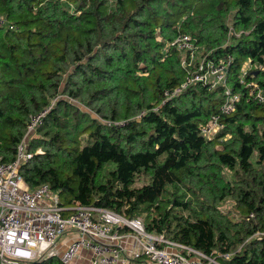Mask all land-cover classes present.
Wrapping results in <instances>:
<instances>
[{"label": "trees", "instance_id": "1", "mask_svg": "<svg viewBox=\"0 0 264 264\" xmlns=\"http://www.w3.org/2000/svg\"><path fill=\"white\" fill-rule=\"evenodd\" d=\"M0 15L13 26L0 28L1 162L46 111L20 173L56 192L64 214L141 217L218 264H264V102L240 82L249 60L245 81L264 90V0H0ZM180 33L206 62L233 57L226 84L166 96L199 64H183ZM226 87L241 99L205 138Z\"/></svg>", "mask_w": 264, "mask_h": 264}, {"label": "built area", "instance_id": "2", "mask_svg": "<svg viewBox=\"0 0 264 264\" xmlns=\"http://www.w3.org/2000/svg\"><path fill=\"white\" fill-rule=\"evenodd\" d=\"M13 28L0 15V28ZM239 37L242 32H230ZM179 50L189 57L183 64H199L179 87L166 96H179L195 83H203L215 88L226 84L227 70L233 62L226 56L217 63L206 62L199 57L198 46L192 36L180 33L174 41ZM251 61L244 62L240 82L248 90L249 97L264 102V90L257 82L247 83L246 75L252 69ZM226 100L220 113L214 114L200 125V133L212 138L222 128L221 114H231L241 99L240 93H232L226 87ZM46 111L32 115L27 134L18 144L16 158L12 162L0 161V264H33L46 259L60 264H72L84 252L90 253L88 264H128L131 259L145 256L156 264H218L214 259L190 247L167 240L163 235L147 232L141 217L127 218L114 211L97 207H75L68 214L63 213L58 194L47 184L31 188L20 173L21 167L31 158L27 149V136L36 131ZM72 235V241L59 252L61 240ZM264 236V230L261 232ZM137 239L141 252L124 255L126 239ZM175 248V251L171 249ZM229 258V255H225Z\"/></svg>", "mask_w": 264, "mask_h": 264}, {"label": "crops", "instance_id": "3", "mask_svg": "<svg viewBox=\"0 0 264 264\" xmlns=\"http://www.w3.org/2000/svg\"><path fill=\"white\" fill-rule=\"evenodd\" d=\"M31 137H32V134L27 136V138H31ZM26 141H27V139H26ZM72 237H73L72 235H68V236H65L61 240V242L58 246L59 252H62L66 248V246L72 241ZM123 247H124V255L126 257L131 258V255L135 251L138 253L141 252V244L139 243V241L137 239H133V238L128 239L127 238ZM171 250L175 251L176 249L172 248ZM89 255H90V253L84 252L82 254V257L74 260L72 262V264H88L89 263ZM128 264H156V263L150 262L145 256H141V257L136 258V259H131Z\"/></svg>", "mask_w": 264, "mask_h": 264}, {"label": "rangeland", "instance_id": "4", "mask_svg": "<svg viewBox=\"0 0 264 264\" xmlns=\"http://www.w3.org/2000/svg\"><path fill=\"white\" fill-rule=\"evenodd\" d=\"M202 11H205L204 9H201ZM201 11V12H202ZM198 60H200V59H198ZM79 107H80V109L83 111V112H88V113H91V114H93V112L89 109V108H87L86 106H84L83 104H77ZM229 207H230V205H228ZM144 221V220H143ZM221 261V260H220ZM222 262V261H221Z\"/></svg>", "mask_w": 264, "mask_h": 264}]
</instances>
